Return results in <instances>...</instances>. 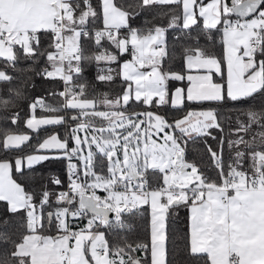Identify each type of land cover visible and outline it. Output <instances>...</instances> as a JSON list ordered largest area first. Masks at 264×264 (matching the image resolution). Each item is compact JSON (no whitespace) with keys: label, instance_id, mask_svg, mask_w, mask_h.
Returning <instances> with one entry per match:
<instances>
[{"label":"snow or ice","instance_id":"6c2138e0","mask_svg":"<svg viewBox=\"0 0 264 264\" xmlns=\"http://www.w3.org/2000/svg\"><path fill=\"white\" fill-rule=\"evenodd\" d=\"M21 77L0 264H264V0H0V111Z\"/></svg>","mask_w":264,"mask_h":264},{"label":"trees","instance_id":"16d2710c","mask_svg":"<svg viewBox=\"0 0 264 264\" xmlns=\"http://www.w3.org/2000/svg\"><path fill=\"white\" fill-rule=\"evenodd\" d=\"M158 11H163V9H153V10H146L142 13L141 16L137 17L132 23L133 26H142L143 25V21L145 18L151 20L152 16L154 15L155 12ZM157 24L162 23L161 20L157 19L154 21ZM171 35L172 33H169V38L171 39ZM95 74V70L93 68H90L86 75L89 79L92 78V76ZM23 79V77L20 78V80H18L15 84V86L21 87L23 91H25V94L27 96V99H22L17 101V104L19 105L18 108H10L8 113H4L2 111H0V127L5 126L3 123V117L6 115H11V113L13 111H19L20 115H21V121H20V125L21 128L20 130H24L23 127V118L27 115L29 109H28V103L29 101L33 98V97H37V96H45L48 100V102H53L51 97H47V92L50 91L52 88L57 87L56 85H53L51 82L46 81L44 79H41L40 77H33L34 83H35V87L32 88L29 84V86L27 88H25L22 84H21V80ZM5 87H7V85H5ZM10 126V125H9ZM44 133L41 132V136H43ZM35 143V141H33V144ZM193 146L190 144L189 145V158H193ZM60 167H62L59 164H49L47 165V168H51V169H56L58 170ZM186 227V218L184 216L183 213H181L180 218L176 221L175 224L172 225V228L174 229V238H178V236L180 234H182L181 230H183Z\"/></svg>","mask_w":264,"mask_h":264}]
</instances>
